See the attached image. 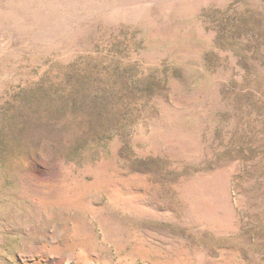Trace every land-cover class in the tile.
<instances>
[{
    "label": "rangeland",
    "instance_id": "obj_1",
    "mask_svg": "<svg viewBox=\"0 0 264 264\" xmlns=\"http://www.w3.org/2000/svg\"><path fill=\"white\" fill-rule=\"evenodd\" d=\"M0 264H264V0H0Z\"/></svg>",
    "mask_w": 264,
    "mask_h": 264
}]
</instances>
